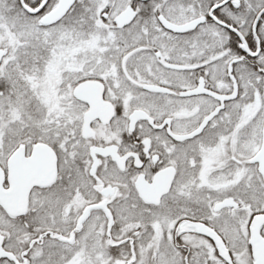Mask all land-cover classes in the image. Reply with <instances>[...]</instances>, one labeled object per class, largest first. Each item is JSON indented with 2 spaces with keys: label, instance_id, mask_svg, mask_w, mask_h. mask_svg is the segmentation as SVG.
<instances>
[{
  "label": "snow or ice",
  "instance_id": "1",
  "mask_svg": "<svg viewBox=\"0 0 264 264\" xmlns=\"http://www.w3.org/2000/svg\"><path fill=\"white\" fill-rule=\"evenodd\" d=\"M0 264H264V0H0Z\"/></svg>",
  "mask_w": 264,
  "mask_h": 264
}]
</instances>
